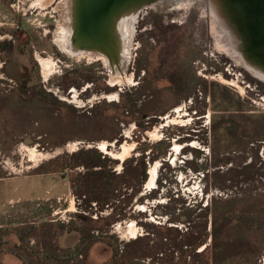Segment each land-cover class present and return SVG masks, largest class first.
<instances>
[{
    "label": "rangeland",
    "instance_id": "1",
    "mask_svg": "<svg viewBox=\"0 0 264 264\" xmlns=\"http://www.w3.org/2000/svg\"><path fill=\"white\" fill-rule=\"evenodd\" d=\"M210 2L140 11L115 68L55 44L72 0H0V264H264V78Z\"/></svg>",
    "mask_w": 264,
    "mask_h": 264
},
{
    "label": "water",
    "instance_id": "2",
    "mask_svg": "<svg viewBox=\"0 0 264 264\" xmlns=\"http://www.w3.org/2000/svg\"><path fill=\"white\" fill-rule=\"evenodd\" d=\"M151 0H72V27L80 47H104L114 18L124 7ZM246 56L264 66V0H219ZM253 62V61H252Z\"/></svg>",
    "mask_w": 264,
    "mask_h": 264
},
{
    "label": "bare ground",
    "instance_id": "3",
    "mask_svg": "<svg viewBox=\"0 0 264 264\" xmlns=\"http://www.w3.org/2000/svg\"><path fill=\"white\" fill-rule=\"evenodd\" d=\"M157 1L158 0H151L144 2L142 4L131 5L127 8L126 7L122 8V10L119 11V14H117V16L114 18L113 26L109 31L110 35H108L109 40L106 42V44H104V47L101 46L95 48L80 47L78 43L75 41V37L73 35V27H72V10H71L72 3L70 6L69 13H68L69 3L65 4L66 13L64 12V17L67 19V23L66 25L62 23L57 27L53 36L54 42L59 47V49H61L63 52H65L66 54L72 57L75 56L78 57V55L97 56L102 58L106 65H109L110 67L115 66V68H117L120 62L119 60L120 58L123 57V54L125 52V50L122 49V47H120V45H122L120 39H125V37H127V41H129V37L131 36V31H132V25L134 22L137 21V16L139 12L144 11L147 8H150ZM216 3L218 5L217 0H211L210 2L211 9L214 12V17L219 22L218 24H221L222 26L221 25L220 26L223 27L224 30L226 31L227 37H229V42L232 45L231 47H233L234 50V47H236L234 36L239 37V35L236 36L235 35L236 33L232 31L226 13L223 12V10H219V11L216 10V6H217ZM61 16L63 17V13L61 14ZM228 52L232 55L231 51ZM126 53H128V48L126 49ZM241 59L243 60L244 66L246 67V70L248 72H250L252 75L256 77L264 78V66L258 64L260 62L256 60V57L251 58L250 56L247 57L246 54L245 55L242 54ZM38 61L42 67V74L44 78H47L53 69L52 60L38 57ZM116 80L120 82V78L117 77ZM100 145L104 149V145L103 144ZM154 175H155V171L153 169L150 172V177L147 183L148 185H151L153 183Z\"/></svg>",
    "mask_w": 264,
    "mask_h": 264
},
{
    "label": "trees",
    "instance_id": "4",
    "mask_svg": "<svg viewBox=\"0 0 264 264\" xmlns=\"http://www.w3.org/2000/svg\"><path fill=\"white\" fill-rule=\"evenodd\" d=\"M91 175L93 177L91 179L93 186L89 187V190H91L92 187H93V189L96 187H99L101 197H96V198H94L92 200H88V201L94 200L95 204L98 206V209L102 211L104 209V207L110 203V195L113 192V187H112L113 182L111 179L114 177V175L106 173L105 171H103L101 169L91 173ZM153 195H154V193H153ZM153 195H151V196H153ZM79 217L83 218L82 215H79ZM90 220H92V219H90ZM82 239H83V236L80 234L79 240L82 241ZM96 242H97V238H95L93 236L90 244L92 245V244H95Z\"/></svg>",
    "mask_w": 264,
    "mask_h": 264
}]
</instances>
